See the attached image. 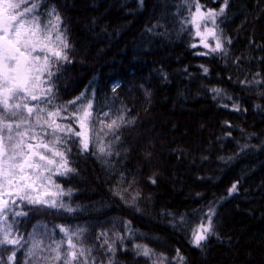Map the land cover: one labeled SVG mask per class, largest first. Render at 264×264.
Returning a JSON list of instances; mask_svg holds the SVG:
<instances>
[{"label":"trees","instance_id":"obj_1","mask_svg":"<svg viewBox=\"0 0 264 264\" xmlns=\"http://www.w3.org/2000/svg\"><path fill=\"white\" fill-rule=\"evenodd\" d=\"M50 2L67 29L70 58L75 57L71 66L63 65L57 101L84 93L95 105L118 81L137 112L136 127H121L129 128L124 138H105L112 141L111 156L79 154L73 146L70 160L79 178L69 189L78 191L71 201H81L83 223L110 217L122 222L123 236L128 228H139L170 255L177 247L183 264H264V0H229L226 18L218 20L227 54L205 56L194 55L206 51L188 40L194 39L186 23L190 13L182 19L176 14L173 24L171 13L153 12L160 0H44L42 7ZM199 2L217 10L222 5V0ZM151 20L164 39L149 37ZM147 40L154 47H144ZM69 70L78 72L79 80H69ZM73 176H56V182L63 178L67 186ZM232 180L237 191L229 195ZM132 193L140 201L126 209L121 197ZM220 199L223 205L214 206ZM207 203L215 209L216 235L202 253L181 218L194 227L200 218L195 206ZM25 248L17 250L15 264H24ZM149 248L155 253L157 247ZM166 264H178L177 255Z\"/></svg>","mask_w":264,"mask_h":264},{"label":"snow or ice","instance_id":"obj_2","mask_svg":"<svg viewBox=\"0 0 264 264\" xmlns=\"http://www.w3.org/2000/svg\"><path fill=\"white\" fill-rule=\"evenodd\" d=\"M43 3L44 0H0V264H15L17 250L25 245L28 247L24 264H96L92 248L86 244L85 228L58 225L63 235L55 239L47 225L38 223L25 240L16 219L40 209L75 212L71 203L64 200L71 197L72 189L65 190L54 179L77 173L70 160L73 146L79 154L94 149L93 155L111 156L112 141L105 143V138L111 136L118 141L121 127L134 123L126 121L123 114L106 121L94 112V99L86 98L84 93L66 103H57V82L63 65L72 62L70 45L59 13L42 7ZM187 3L190 16L186 23L195 28L200 46L207 49L194 55H226L220 29L223 21L218 20L226 18L229 0H222L218 10L205 9L199 0ZM42 17L48 18L46 23L41 22ZM227 43L231 44V40ZM212 91L217 96L221 92ZM233 110L240 109L234 105ZM109 115L110 110L102 113L103 117ZM236 191L234 183L228 194ZM23 206L31 208L26 211ZM215 215L210 205L194 227L181 218L182 226H188L191 232L190 242L202 253L207 250L205 242L216 235ZM100 235L105 237L101 247L106 245V253L114 256L115 241L110 243L107 233ZM116 239L123 243V237L117 235ZM133 250L148 259L156 255L146 244L136 243ZM5 253H10L6 259ZM164 259L153 264H164ZM177 259L178 264H183L184 257L178 249Z\"/></svg>","mask_w":264,"mask_h":264},{"label":"bare ground","instance_id":"obj_3","mask_svg":"<svg viewBox=\"0 0 264 264\" xmlns=\"http://www.w3.org/2000/svg\"><path fill=\"white\" fill-rule=\"evenodd\" d=\"M209 1L212 2L213 0L212 1L209 0ZM160 3H161L160 4L161 7L158 8V4H156L155 8L154 7L152 8L153 12L154 13H158V11H160V13H163V12H165L166 14H170L171 13V17H172L171 21H172L173 24L174 23L178 24V17H176V14L177 15H181V19H182L185 15H187L189 13L187 0H179V1H176V0H160ZM220 3H222V2H220ZM175 4H177L178 6H175ZM176 7H177V9L179 8V11H176ZM204 8L208 9L205 6H204ZM180 9H181L182 13L180 12ZM151 21H153V22H151V24L146 28L147 32L153 31V32H151L149 37L152 40H154V41H158L157 39H159V38H163L164 39V35L160 32V30L156 29L157 26L155 24V21L154 20H151ZM189 25H190V27L192 29L194 39L189 37L188 40L190 42L192 41V45L194 44L193 41H195V43L198 45V47H201L202 49H204L197 42V40H196L197 38L195 37V33H194L192 25L191 24H189ZM143 46L146 47V48L154 47L153 44L148 43V40L143 44ZM204 50L207 51V49H204ZM71 60H72V62L69 63L70 66L73 64V61H75V57L73 55L71 56ZM80 65H83V64L80 63ZM88 69H90V67L88 65L86 67H84V70L87 71ZM82 72H83V69H82ZM72 78L74 79V81L77 80L79 78V74H78V72L75 74V71L69 70L68 79L71 80ZM119 84H120V82L117 81V83H115L114 86L116 87ZM104 93L106 94L107 98L99 96V98L96 99V102H95V105H94V112L100 113L101 114V118H103L102 113L105 112V111H109L110 110V115L108 116L109 118L108 117L103 118V119H105L107 121V120H110L111 117L118 116V113L123 111L124 112V116H125V120L128 121V119H126V118H127L128 114H130L131 115V120L134 122L132 124V126L134 125L133 127H136L137 118H135V116L137 115V112L134 113V110L131 111L133 106H135V100L132 103H128L127 102V97L121 91L120 87H118V88L116 87L115 91H113V88H110V91H107L105 89ZM231 106H233V105L231 104L230 107ZM126 130H129V128H123L122 130H120V133H119L120 137L121 136H122V138L125 137ZM127 134L128 133H126V140H127ZM92 151H94V150L91 149L90 152L87 153V154L90 155L91 157H94V155L92 154ZM84 154H86V153H84ZM83 159H84V155L79 156L78 161L80 162ZM77 174H78V171H77L76 174H72V175H75V176H73V177H71L69 179V181L67 182V186L66 185L63 186V188L65 190H68L70 187H72V183H76V181L78 180L77 178H79ZM234 183L237 185V182L232 180L231 183L227 186L226 190L229 191V189L231 188V186ZM133 189L137 190L140 194H142L141 191H139L138 189H136V188H133ZM123 194H125V191H124ZM123 194H122V196H123ZM77 196H78V191H76L74 189V192L72 191L71 197H67V196L64 197V198H66V199H64L65 201L70 202V203L71 202L74 203L75 207L74 206H72V207H74L76 209V211L71 213V214H69L67 212H57L61 219L69 220V222L73 221L75 223H77V222H80V223L85 222L86 219H85L84 215L79 212V207H80L81 201H79V202L71 201V200H75L76 201L77 200ZM136 196L137 195L135 193H132V195H130V196L126 195V197L125 196L123 197V199H124L123 205L126 207V209L132 207V205H131L132 202L140 201V200H138L136 198L133 199V197H136ZM72 203H71V205H72ZM207 205L210 206L212 204L207 203ZM222 205H223V200L222 199H220L216 203H214V206H217V207L222 206ZM209 206H206V207H205V205L204 206H200V207L199 206H195V208H198L197 210H195V214L201 215L203 213H206L208 211ZM42 210H48L50 212H53L52 209H42ZM88 210L89 209H87L86 211L88 212ZM88 215H89V213H88ZM136 234H137V232H136ZM105 249H106V247H98V250L92 251V257L95 259L96 264H109V257H111V259H112V264H125V262L127 260L134 261L137 264H153V261H159L163 257V258H166V259H164V264H166V261L168 259L170 261L171 257L177 255V247L174 248V250H173L174 253L171 254V255H170L169 252H166L164 248L162 249V247H157L155 249V253L156 254H161L163 252L164 254H162V256H156L155 255L151 259L145 258L143 256H138L136 254V252L133 250V247H116V252H115L114 256H112L111 253H106ZM179 253H180V251H179ZM123 261H124V263H123Z\"/></svg>","mask_w":264,"mask_h":264},{"label":"rangeland","instance_id":"obj_4","mask_svg":"<svg viewBox=\"0 0 264 264\" xmlns=\"http://www.w3.org/2000/svg\"><path fill=\"white\" fill-rule=\"evenodd\" d=\"M37 2H39V0H37ZM47 8L48 9L55 8V5L50 2ZM47 19L48 18L46 17V19L45 20L42 19L41 22L46 23ZM193 30L195 33L196 30L194 27H193ZM195 37L197 38L196 39L197 42L200 44L199 37H197L196 35ZM209 42L212 43L214 46V41H211V39H209ZM74 97H75V94L66 96L65 97V99H67L66 102L73 100ZM57 103H64V102L57 101ZM54 179L56 181V177H54ZM57 183H59L62 187L65 186L63 184V178H61ZM28 207L31 208V206H28ZM52 210L53 212H50L48 210H42V209H40L39 211H35V210L29 211L27 218H24V220H21L22 222L18 220V217L16 218L19 223L21 222L22 226L24 225V228L22 229L20 233L24 235L25 240L28 239V234L32 233L33 226L39 223L42 225H47L48 230L53 233V236L55 239H60L63 235L62 233L59 232V228L57 227L58 225L71 226L73 229L77 227H83L86 229V232L84 233L86 244L91 248L101 247V245L103 244V240L105 239L104 236L100 235L101 233H107V238L109 242L111 243L112 241H115L116 247H133L134 244L136 243L146 244L148 247H162L161 245L157 246L154 242L145 238L144 235L141 234L142 230H140L139 228L138 230L135 228H132V230L131 228H128V231L131 230V232L129 231L128 233L129 235L123 236L122 231L124 229V225H122V222L118 224V222H116L115 219H111L110 217H108V219L103 218L104 221H101L99 223H96V224L89 223L86 225V223H80V222L75 223L73 221L69 222V220L61 219L57 211L55 209H52ZM203 215L204 214H201V215L195 214L196 217L198 218L200 217L198 222H200ZM117 235L124 238L122 244L120 240L116 239ZM46 243H50V241H46ZM25 247H28V245H25ZM104 247H107V246L104 245ZM95 250H98V249L92 248V251H95Z\"/></svg>","mask_w":264,"mask_h":264}]
</instances>
